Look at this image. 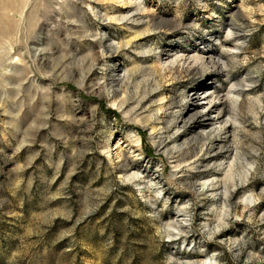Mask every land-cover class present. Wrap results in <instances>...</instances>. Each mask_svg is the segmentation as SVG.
Returning <instances> with one entry per match:
<instances>
[{
  "label": "rangeland",
  "instance_id": "rangeland-1",
  "mask_svg": "<svg viewBox=\"0 0 264 264\" xmlns=\"http://www.w3.org/2000/svg\"><path fill=\"white\" fill-rule=\"evenodd\" d=\"M0 264H264V0H0Z\"/></svg>",
  "mask_w": 264,
  "mask_h": 264
}]
</instances>
